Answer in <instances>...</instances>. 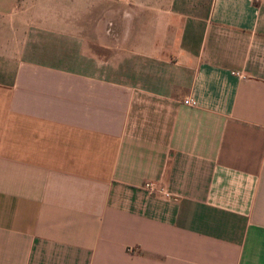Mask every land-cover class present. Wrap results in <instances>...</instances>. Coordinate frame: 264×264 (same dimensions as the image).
<instances>
[{"label":"crops","instance_id":"obj_1","mask_svg":"<svg viewBox=\"0 0 264 264\" xmlns=\"http://www.w3.org/2000/svg\"><path fill=\"white\" fill-rule=\"evenodd\" d=\"M0 264H264V0H0Z\"/></svg>","mask_w":264,"mask_h":264},{"label":"built area","instance_id":"obj_2","mask_svg":"<svg viewBox=\"0 0 264 264\" xmlns=\"http://www.w3.org/2000/svg\"><path fill=\"white\" fill-rule=\"evenodd\" d=\"M234 75H236L239 78H243L244 75H242L241 73H234ZM182 104L186 105V106H194L195 102L191 99H185L182 101ZM143 189L146 190L148 193H159L161 194L165 199H170L172 195H170V193L167 192L166 188L163 186H156L153 183H145L143 185Z\"/></svg>","mask_w":264,"mask_h":264}]
</instances>
